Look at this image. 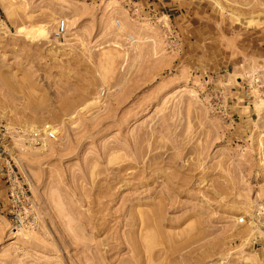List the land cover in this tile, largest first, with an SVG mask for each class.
Listing matches in <instances>:
<instances>
[{
  "label": "rangeland",
  "instance_id": "1",
  "mask_svg": "<svg viewBox=\"0 0 264 264\" xmlns=\"http://www.w3.org/2000/svg\"><path fill=\"white\" fill-rule=\"evenodd\" d=\"M166 1L0 0V264H264V0Z\"/></svg>",
  "mask_w": 264,
  "mask_h": 264
},
{
  "label": "built area",
  "instance_id": "2",
  "mask_svg": "<svg viewBox=\"0 0 264 264\" xmlns=\"http://www.w3.org/2000/svg\"><path fill=\"white\" fill-rule=\"evenodd\" d=\"M115 24L116 26L119 24V20L116 19L115 20ZM66 30V22L65 20L61 19L60 21H58L57 25H56V31L57 34H63ZM253 83H258L260 81V78L257 79H253ZM29 137L31 139V142L34 145H41L43 142V138L46 140H53L56 137V129L54 128V125L49 123V122H44L41 125H39V127L37 128V130L35 129L34 131H32L29 134ZM10 184L12 183V181H10ZM13 184V183H12ZM20 191H18L15 186H11L9 189V196H10V201L13 203L12 205H16V201L20 200V195L19 194ZM260 212V213H258ZM263 215L264 211L262 210H256L255 211V215ZM245 218L239 217L238 222L239 223H243L245 222Z\"/></svg>",
  "mask_w": 264,
  "mask_h": 264
},
{
  "label": "bare ground",
  "instance_id": "3",
  "mask_svg": "<svg viewBox=\"0 0 264 264\" xmlns=\"http://www.w3.org/2000/svg\"><path fill=\"white\" fill-rule=\"evenodd\" d=\"M117 27L119 28H121V22L119 21V24L117 25ZM30 31V30H29ZM28 31V32H29ZM39 31V30H38ZM41 31V30H40ZM37 33V32H36ZM27 34H33L32 32H29V33H27ZM30 36V35H29ZM36 36V35H35ZM129 42H133L134 41V38L133 37H130V39L128 40ZM43 145V143L41 144V145H39V146H42Z\"/></svg>",
  "mask_w": 264,
  "mask_h": 264
},
{
  "label": "crops",
  "instance_id": "4",
  "mask_svg": "<svg viewBox=\"0 0 264 264\" xmlns=\"http://www.w3.org/2000/svg\"><path fill=\"white\" fill-rule=\"evenodd\" d=\"M166 3L170 5V4L173 3V1L172 0L171 1H166ZM250 117H251V115H250Z\"/></svg>",
  "mask_w": 264,
  "mask_h": 264
}]
</instances>
